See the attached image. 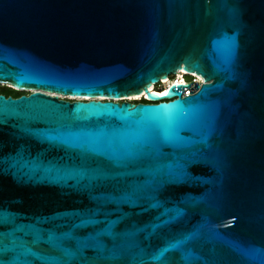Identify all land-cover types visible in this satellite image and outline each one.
I'll use <instances>...</instances> for the list:
<instances>
[{
    "label": "water",
    "instance_id": "water-1",
    "mask_svg": "<svg viewBox=\"0 0 264 264\" xmlns=\"http://www.w3.org/2000/svg\"><path fill=\"white\" fill-rule=\"evenodd\" d=\"M0 84V264H264V0H0Z\"/></svg>",
    "mask_w": 264,
    "mask_h": 264
},
{
    "label": "built area",
    "instance_id": "built-area-1",
    "mask_svg": "<svg viewBox=\"0 0 264 264\" xmlns=\"http://www.w3.org/2000/svg\"><path fill=\"white\" fill-rule=\"evenodd\" d=\"M174 75V74H173ZM176 76H177V78H175V79H170V76L169 77H167V80L165 81V82H162L161 80H159L158 81V83H160V84H164V86L162 87V88H160V89H158V90H156V89H154L153 88V86L154 85H152V88L151 89H148V90H152V91H154V92H156V93H158V94H160V93H162V91H163V89L165 88V87H167L169 84H171V83H175L176 81H178V82H180V81H183L184 83H189V82H199L200 81V79L196 76V75H192V74H184V73H182V72H180V71H177L176 72V74H175ZM183 77H187V81L186 80H184V78ZM157 83V84H158ZM188 94V90H183V95H187ZM58 97V96H57ZM59 99H63V98H60V97H58ZM140 98H144V96L143 95H141V96H139V97H137V98H133L132 100H138V99H140ZM127 101H129V100H127Z\"/></svg>",
    "mask_w": 264,
    "mask_h": 264
},
{
    "label": "trees",
    "instance_id": "trees-1",
    "mask_svg": "<svg viewBox=\"0 0 264 264\" xmlns=\"http://www.w3.org/2000/svg\"><path fill=\"white\" fill-rule=\"evenodd\" d=\"M26 93L27 92L15 91V90H12L8 87L0 86V94L4 95V96L18 97V96L26 94ZM130 102H132V103H139V102L140 103H147L142 98H140L138 100H131Z\"/></svg>",
    "mask_w": 264,
    "mask_h": 264
},
{
    "label": "bare ground",
    "instance_id": "bare-ground-1",
    "mask_svg": "<svg viewBox=\"0 0 264 264\" xmlns=\"http://www.w3.org/2000/svg\"><path fill=\"white\" fill-rule=\"evenodd\" d=\"M178 71H180V72H182V73H184V74H191V73H187V72H185V71H183V70H178ZM177 72V71H176ZM176 72L174 73V75L176 74ZM193 75V74H192ZM167 80V77H165V78H162L161 79V81L162 82H165ZM177 83H184L183 81H180V82H178V81H176L175 82V84H177ZM152 88V85H150L149 87H148V89H151ZM161 94H163V93H161ZM160 94V95H161ZM141 94H132V95H129V96H127L125 99H131V98H137V97H139ZM58 97H60V98H64V96H61V95H57ZM68 99H74V98H72V97H67ZM83 99H86V98H83Z\"/></svg>",
    "mask_w": 264,
    "mask_h": 264
},
{
    "label": "rangeland",
    "instance_id": "rangeland-1",
    "mask_svg": "<svg viewBox=\"0 0 264 264\" xmlns=\"http://www.w3.org/2000/svg\"><path fill=\"white\" fill-rule=\"evenodd\" d=\"M175 78H177L176 75H172V76H170V79H175ZM186 81H187V79H186ZM0 86L7 87L8 85H6V84H0ZM163 86H164V84H160V83H158V84H155V85L153 86V88L156 89V90H158V89L162 88ZM8 87H9V86H8ZM132 99H133V98H131V99H126V100H132Z\"/></svg>",
    "mask_w": 264,
    "mask_h": 264
},
{
    "label": "flooded vegetation",
    "instance_id": "flooded-vegetation-1",
    "mask_svg": "<svg viewBox=\"0 0 264 264\" xmlns=\"http://www.w3.org/2000/svg\"><path fill=\"white\" fill-rule=\"evenodd\" d=\"M184 78V80H186L187 79V77H183ZM1 95V94H0ZM23 95H27V93L26 94H23ZM4 96V95H3ZM4 97H11V96H4ZM11 98H16V97H11ZM131 100H129V102H130ZM132 103V102H131Z\"/></svg>",
    "mask_w": 264,
    "mask_h": 264
}]
</instances>
